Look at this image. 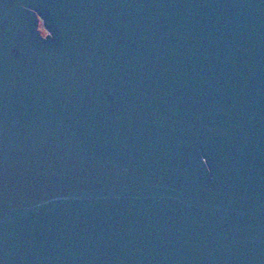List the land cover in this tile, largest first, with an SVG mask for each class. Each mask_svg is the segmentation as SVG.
I'll return each mask as SVG.
<instances>
[{"label":"water","instance_id":"water-1","mask_svg":"<svg viewBox=\"0 0 264 264\" xmlns=\"http://www.w3.org/2000/svg\"><path fill=\"white\" fill-rule=\"evenodd\" d=\"M0 264H264V0H0Z\"/></svg>","mask_w":264,"mask_h":264},{"label":"flooded vegetation","instance_id":"flooded-vegetation-1","mask_svg":"<svg viewBox=\"0 0 264 264\" xmlns=\"http://www.w3.org/2000/svg\"><path fill=\"white\" fill-rule=\"evenodd\" d=\"M39 28L43 31V28H42V26H41V23L39 22ZM44 32V31H43ZM44 34H45V32H44Z\"/></svg>","mask_w":264,"mask_h":264},{"label":"rangeland","instance_id":"rangeland-1","mask_svg":"<svg viewBox=\"0 0 264 264\" xmlns=\"http://www.w3.org/2000/svg\"><path fill=\"white\" fill-rule=\"evenodd\" d=\"M42 31V30H41ZM43 32V31H42ZM44 33V32H43Z\"/></svg>","mask_w":264,"mask_h":264}]
</instances>
